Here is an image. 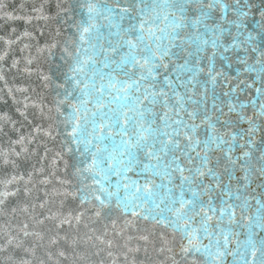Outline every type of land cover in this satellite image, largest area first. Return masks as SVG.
<instances>
[{
  "label": "snow or ice",
  "instance_id": "snow-or-ice-1",
  "mask_svg": "<svg viewBox=\"0 0 264 264\" xmlns=\"http://www.w3.org/2000/svg\"><path fill=\"white\" fill-rule=\"evenodd\" d=\"M0 21V264H264V0Z\"/></svg>",
  "mask_w": 264,
  "mask_h": 264
},
{
  "label": "water",
  "instance_id": "water-1",
  "mask_svg": "<svg viewBox=\"0 0 264 264\" xmlns=\"http://www.w3.org/2000/svg\"><path fill=\"white\" fill-rule=\"evenodd\" d=\"M0 22H2V21H0ZM13 27H17V28H19L20 30H23V29H25V28H29V25H27L26 23H25V21H23V20H21V21H16L13 25H12ZM5 33L4 32H0V35H4ZM3 45L2 44H0V47H2Z\"/></svg>",
  "mask_w": 264,
  "mask_h": 264
}]
</instances>
